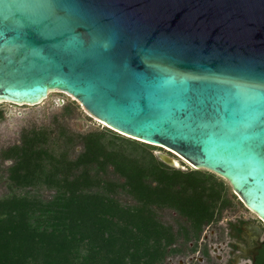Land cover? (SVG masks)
Instances as JSON below:
<instances>
[{
	"label": "water",
	"instance_id": "95a60500",
	"mask_svg": "<svg viewBox=\"0 0 264 264\" xmlns=\"http://www.w3.org/2000/svg\"><path fill=\"white\" fill-rule=\"evenodd\" d=\"M55 90L264 218V0H0V102Z\"/></svg>",
	"mask_w": 264,
	"mask_h": 264
},
{
	"label": "trees",
	"instance_id": "16d2710c",
	"mask_svg": "<svg viewBox=\"0 0 264 264\" xmlns=\"http://www.w3.org/2000/svg\"><path fill=\"white\" fill-rule=\"evenodd\" d=\"M78 108L71 102L63 115ZM50 139L47 129L24 130L3 152L13 164L4 170L11 192L0 197V264H165L176 241L200 238L227 192L213 173L170 166L109 128L61 125L51 142L62 151ZM44 186L49 196L35 191Z\"/></svg>",
	"mask_w": 264,
	"mask_h": 264
},
{
	"label": "flooded vegetation",
	"instance_id": "af4514ba",
	"mask_svg": "<svg viewBox=\"0 0 264 264\" xmlns=\"http://www.w3.org/2000/svg\"><path fill=\"white\" fill-rule=\"evenodd\" d=\"M10 107L17 104L0 102V124L7 121ZM23 131L16 143L0 151L4 164L0 181L7 178L4 170L13 164L12 159L3 158V152L21 143ZM172 248L179 250L180 258L176 263L175 256H169L165 264H264V218L247 207L234 191L224 193L213 220L200 238L188 243L181 238Z\"/></svg>",
	"mask_w": 264,
	"mask_h": 264
},
{
	"label": "rangeland",
	"instance_id": "374dc122",
	"mask_svg": "<svg viewBox=\"0 0 264 264\" xmlns=\"http://www.w3.org/2000/svg\"><path fill=\"white\" fill-rule=\"evenodd\" d=\"M71 102L79 104V108L71 117L64 116V108ZM7 111L9 115L7 121L0 124V151L8 145L16 143L19 140L20 134L23 130H30L33 128L49 130L51 133V139L57 134L61 125H66L72 131L77 133H87L104 128L111 129L104 121L93 116L75 96L65 91H52L45 100L38 104H17V107H10ZM12 113L14 115H12ZM118 134L127 139H134L121 133ZM51 139L50 143L47 144V147L56 149L57 151H62L57 143L55 144L54 142H51ZM152 146L154 147L155 154L157 152H163L179 160L180 164H178L176 168L183 170H187L188 168L196 169L169 150L155 145ZM81 150V146H79L75 152H72L73 150H69V156L76 157ZM3 167V160L0 157V175L3 172ZM199 170L207 173H213L216 177H218L219 180H223L227 188L226 193L233 194L232 186L225 178L207 169ZM3 176H6V173L3 174ZM35 191L42 197L49 196L51 194V191H49L45 186L38 188ZM9 192L11 191L7 187L6 177H4V179L0 181V197ZM121 196L122 198H126L124 193H121ZM164 219L169 222H175L174 215L169 213L164 215ZM179 258L180 255H175L176 263L178 262Z\"/></svg>",
	"mask_w": 264,
	"mask_h": 264
},
{
	"label": "bare ground",
	"instance_id": "6f19581e",
	"mask_svg": "<svg viewBox=\"0 0 264 264\" xmlns=\"http://www.w3.org/2000/svg\"><path fill=\"white\" fill-rule=\"evenodd\" d=\"M176 164H180L179 160H176Z\"/></svg>",
	"mask_w": 264,
	"mask_h": 264
}]
</instances>
